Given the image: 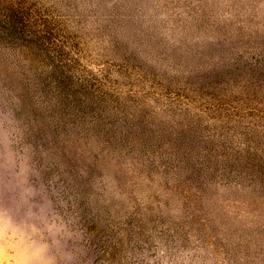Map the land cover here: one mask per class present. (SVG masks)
<instances>
[{"label":"rangeland","instance_id":"1","mask_svg":"<svg viewBox=\"0 0 264 264\" xmlns=\"http://www.w3.org/2000/svg\"><path fill=\"white\" fill-rule=\"evenodd\" d=\"M0 264H264V0H0Z\"/></svg>","mask_w":264,"mask_h":264}]
</instances>
